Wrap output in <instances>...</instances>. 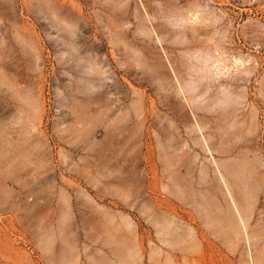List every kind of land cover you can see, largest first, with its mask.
Listing matches in <instances>:
<instances>
[{
	"label": "rangeland",
	"instance_id": "1",
	"mask_svg": "<svg viewBox=\"0 0 264 264\" xmlns=\"http://www.w3.org/2000/svg\"><path fill=\"white\" fill-rule=\"evenodd\" d=\"M263 82L264 0H0V264H264Z\"/></svg>",
	"mask_w": 264,
	"mask_h": 264
},
{
	"label": "bare ground",
	"instance_id": "2",
	"mask_svg": "<svg viewBox=\"0 0 264 264\" xmlns=\"http://www.w3.org/2000/svg\"><path fill=\"white\" fill-rule=\"evenodd\" d=\"M255 65L256 64H254V61L252 62L251 59H245L243 57H239L237 59H234V66H236L238 68V72L240 74H244L246 76H248V75H250L252 73V70L255 67ZM193 83L194 82L192 81V87H194L193 86ZM223 91H224L225 94H224V96L222 98H217L216 105H219L220 104V105L224 106V108L226 109V106L228 104L233 103V102L230 101L231 100V96L227 94L229 92L227 90H223ZM243 97H244L243 93H238V99H241ZM192 102H194L193 99H192ZM206 150L211 155V149L210 148H207ZM211 159H212L211 160L212 161V164L214 165V167L216 169L217 176H218V179L220 181V184L223 185V187L225 188V191H226L227 195L229 196V198L233 202V205H234L235 211H236V215H237V218L239 220V226H241L242 231L245 232V234L247 235V225H246V220H245V218L243 216V211H241L240 207L235 203V200L233 198V195L231 194L230 186H229V184L227 182V179H226L225 175L220 171L219 166H218L215 158L213 156H211ZM237 174H238L237 178H239V172H237ZM234 177H235V174H234ZM220 223L222 224V227H224L226 229L231 228L232 231H233V233L235 234V236H237V237L239 236V233L240 232L237 229V227H235L233 225L232 220L228 221L227 219H224V220H220ZM154 224L157 225L156 223H154ZM159 232H161V230H159Z\"/></svg>",
	"mask_w": 264,
	"mask_h": 264
},
{
	"label": "built area",
	"instance_id": "3",
	"mask_svg": "<svg viewBox=\"0 0 264 264\" xmlns=\"http://www.w3.org/2000/svg\"><path fill=\"white\" fill-rule=\"evenodd\" d=\"M261 87L264 88V82L261 84Z\"/></svg>",
	"mask_w": 264,
	"mask_h": 264
}]
</instances>
